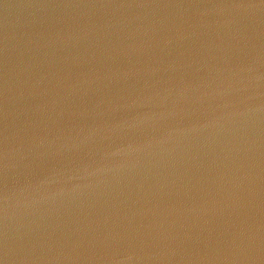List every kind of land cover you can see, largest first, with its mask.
I'll return each instance as SVG.
<instances>
[{"label":"water","instance_id":"obj_1","mask_svg":"<svg viewBox=\"0 0 264 264\" xmlns=\"http://www.w3.org/2000/svg\"><path fill=\"white\" fill-rule=\"evenodd\" d=\"M0 264H264V0H0Z\"/></svg>","mask_w":264,"mask_h":264}]
</instances>
